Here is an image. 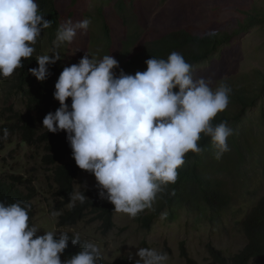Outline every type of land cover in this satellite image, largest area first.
Here are the masks:
<instances>
[{
  "label": "clouds",
  "instance_id": "9594fccd",
  "mask_svg": "<svg viewBox=\"0 0 264 264\" xmlns=\"http://www.w3.org/2000/svg\"><path fill=\"white\" fill-rule=\"evenodd\" d=\"M90 23L83 19L60 25L54 43L70 44ZM51 24L36 0H0V78L23 68L22 59L33 56L34 45ZM59 59L40 55L38 67L29 71L43 81L48 66ZM145 64L142 72L126 74L121 69L117 75L119 63L111 55L101 59L84 55L61 71L53 94L60 106L42 120L47 132L66 133L72 159L94 176L99 198L130 218L151 209L158 195L177 182L186 154L203 150L198 143L201 135L210 138L215 158L220 159L230 150L228 138L233 134L226 122L212 123L228 107L229 86L213 88L206 77L194 80L192 65L178 52L166 59L152 57ZM8 135L4 128L3 139ZM86 200L77 190L70 195V207ZM30 211L28 202L0 201V264H99L101 248L92 241H83L80 251L62 260L68 233L39 234L29 223ZM166 216L162 213L161 218ZM80 242V234L73 233L71 244ZM135 255L139 257L135 264L168 260L155 248H139Z\"/></svg>",
  "mask_w": 264,
  "mask_h": 264
},
{
  "label": "rangeland",
  "instance_id": "374dc122",
  "mask_svg": "<svg viewBox=\"0 0 264 264\" xmlns=\"http://www.w3.org/2000/svg\"><path fill=\"white\" fill-rule=\"evenodd\" d=\"M222 4L223 0H57L61 25L89 19L90 26L86 32H78L70 44L57 45L56 34L48 38L42 32L34 45L33 56L59 55L55 63L64 68L78 64L84 55L96 59L111 55L120 66L144 36L179 27L200 29L205 23L237 16L232 10H224ZM101 16L107 23L108 35L102 30ZM256 69L264 70V29L261 27L221 48L198 69L193 79L209 78L211 86L216 88L221 84L228 86ZM114 72L118 73L117 68ZM12 77L5 78L0 86V117L4 124L13 123L18 115L25 113L24 100L13 86ZM263 112L264 98L247 110L240 124L234 128L229 126L236 132L241 130L244 138L248 137L253 156L239 167H235V159L231 157L228 162L209 168L210 178L220 182L229 195L228 205L218 215L180 208L176 217L171 218L165 210L162 213H167L166 218L162 219L161 213L147 226L138 216L130 218L114 212L112 226L106 228L96 208L85 205L77 221L70 225L60 223L64 222L60 217L72 207L58 182L57 165L50 162L46 147L35 137L25 142L20 128L9 132L0 146V178L6 181L18 178L19 188L32 195V225L39 229V234L49 230L57 231V235L59 231L70 235L79 233L83 241L97 243L102 256L109 261L129 258L131 254L135 264L139 248H155L168 255L166 264H229V259L246 243L241 226L244 217L264 195ZM209 164L205 159V165ZM94 187L95 178L87 171L80 172L72 182L73 193L80 190L85 194Z\"/></svg>",
  "mask_w": 264,
  "mask_h": 264
},
{
  "label": "trees",
  "instance_id": "16d2710c",
  "mask_svg": "<svg viewBox=\"0 0 264 264\" xmlns=\"http://www.w3.org/2000/svg\"><path fill=\"white\" fill-rule=\"evenodd\" d=\"M39 11L46 19L51 20V27L42 32L52 38L61 25V18L57 8V0H36ZM221 7L224 10H232L237 16L226 20H215L205 23L202 28H175L167 32L144 36L140 39L131 54L117 68L119 74L122 69L126 74H135L137 71L146 70L145 60L150 58L166 59L172 52L183 55L186 62L192 65L193 78L198 69L209 62L221 48L228 45L233 39L249 33L257 27L264 29V0H223ZM101 27L105 35H108V26L101 16ZM23 68L17 69L12 77L14 87L21 92L24 100L25 113L18 115L13 123H2L0 117V146L3 139V129L8 132L20 128L22 139L30 142L35 137L47 149L51 158L50 162L56 164L55 170L58 182L62 186L66 200H70L73 193L72 182L82 171L72 159L71 148L66 139V133L47 132L42 126L43 117L49 112H55L59 108V102L54 99V84L57 81L62 67L56 63L48 66V75L43 81H37L31 75L29 69L38 67L36 57L32 56L23 60ZM5 78H0V86ZM11 81V82H12ZM228 107L217 114L213 124L226 122L234 128L240 124L249 108L256 106L264 98V70L256 69L249 75H244L232 84ZM66 103H71L68 98ZM264 115V112H263ZM229 137L230 152L223 154L220 159L215 158L214 149L210 138L201 135L199 145L203 149L199 154L187 153L185 163L177 170L178 179L174 185H169L166 191L159 194L151 209L141 212L138 217L147 226L153 223L160 214L167 210L171 218L176 217L180 208H186L191 212L206 211L212 216L220 214L229 203V195L222 188V184L210 178L209 168L228 162L231 157L235 159V167L246 162L253 156L252 148L248 145V137L244 138L241 130ZM12 133V132H11ZM243 137V140H242ZM245 141V142H244ZM244 142V143H242ZM205 159L209 160V166L205 165ZM223 166H221L222 168ZM221 169H217L219 171ZM18 178L4 180L0 178V201L14 203L18 200L30 203L31 194H26L19 188ZM174 191V195H170ZM87 200L83 204L72 207L60 217L67 225L77 221L81 215L82 207L93 206L104 221V226H112L114 214L113 206L106 200L99 198L97 187L88 190L84 194ZM31 204V203H30ZM29 223L32 225L33 211L29 213ZM242 230L246 240L244 247L229 259V264H264V195L255 203L242 221ZM69 235V246L61 255V259L70 258L71 255L81 250L83 240L77 245L71 244L72 235ZM58 236V235H57ZM99 264H134L128 257H122L115 261H109L102 256Z\"/></svg>",
  "mask_w": 264,
  "mask_h": 264
}]
</instances>
